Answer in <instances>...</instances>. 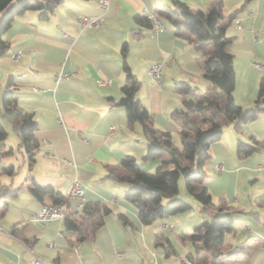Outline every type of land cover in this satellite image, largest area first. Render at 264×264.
Listing matches in <instances>:
<instances>
[{"label":"crops","instance_id":"1","mask_svg":"<svg viewBox=\"0 0 264 264\" xmlns=\"http://www.w3.org/2000/svg\"><path fill=\"white\" fill-rule=\"evenodd\" d=\"M182 1L208 10L215 0ZM166 3L171 0H109L105 9L99 0H61L46 16L35 8L17 15L5 33L10 46L0 56L3 93L12 88L18 105L33 113L38 147L31 158L12 122L8 119L17 137L9 142V131L0 120L7 130L0 140L6 149L0 157V226L5 230L0 233V264H32L33 254L62 264H159L158 246L167 257L175 252L158 235L163 224L173 223L163 219L158 226L156 221L143 224L126 199L132 184L107 176L110 167L123 173L117 166L126 155L140 159L147 151L142 124L129 125L125 107L118 104L126 81L125 62L141 82L137 98L158 128L173 133L177 145L179 121L172 113L181 107V97L175 82L200 80L206 88L211 86L201 72L212 50L210 42L194 43L189 35H177L167 20L165 29L153 35L151 27L135 20L137 14L159 10ZM223 10L236 11L227 28L231 40L226 47L234 56L235 100L248 109L264 75V65L258 62L264 57V0H224ZM83 16L101 22L83 28ZM174 17L183 21L177 13ZM154 62L162 63L160 81L149 73ZM60 73L67 75L58 79ZM0 114L7 118L2 99ZM240 139L257 149L238 156ZM163 156L143 168L152 170ZM218 163L223 169H217ZM204 171L214 203L210 213L225 202L235 210L236 231L227 233L226 241L238 244L253 236L256 244L246 264H264V111L241 129L234 123L225 126L210 146ZM75 178L82 182L84 196L69 200V213L80 214L87 202H102L112 209L102 224L85 220L90 233L82 236L66 230V216L44 223L31 220V213L44 202L53 203L50 196L42 202L32 194L34 182L64 194ZM187 259L189 254L184 264Z\"/></svg>","mask_w":264,"mask_h":264},{"label":"trees","instance_id":"2","mask_svg":"<svg viewBox=\"0 0 264 264\" xmlns=\"http://www.w3.org/2000/svg\"><path fill=\"white\" fill-rule=\"evenodd\" d=\"M61 0H0V56L9 49V42L5 33L11 28L17 15L29 9H40L46 16L52 12ZM224 0H215L208 10L197 11L182 0H171V3L161 4L163 10L155 11L163 19L172 23L179 36L189 35L192 42H211L212 50L202 62V75L211 83L205 92L199 87L185 80L175 82V90L180 94L182 106L173 110V116L179 121L177 131L181 144L174 142L173 133L160 129L155 125V119L149 109L137 98L141 82L125 62L126 81L122 85V96L118 104L126 109L129 125L140 122L147 140V151L142 160L150 161L164 154L156 166L155 171L146 170L141 162L132 155H126L117 168L110 167L107 176L116 177L120 181L132 184L126 193V199L137 209L143 224H150L155 219L165 215L190 210L193 206L184 199H176L165 204V197L174 196L180 191V178L186 182L187 192L198 202L200 210L210 211L214 204L213 197L203 180L204 163L209 157L211 144L218 140L225 126L234 123L241 129L243 125L256 119L264 111V75L259 81V88L254 104L244 109L234 97L236 87V72L233 66V53L227 50V43L231 37L227 35V28L231 24L236 11L224 13ZM182 16L183 21L174 17ZM135 20L143 25L152 27L150 18L145 14H137ZM12 77L9 83L12 84ZM4 116L13 124L14 129L21 136L22 142L33 158L38 147L34 131L37 127L33 113L20 107L14 90L7 88L2 96ZM7 137V130L0 121V140ZM257 149L255 144H248L239 140L237 153L245 157ZM32 194L44 202L46 196L58 203L64 199V194L51 186H42L34 182L30 186ZM45 203V202H44ZM112 209L102 202H87L80 214L66 215V230H76L82 236L89 235V228L85 220L94 218V224H102L103 218ZM235 210L228 203H224L210 219L195 227L190 232L178 233L183 241L189 240L193 251L189 253L192 264H246L256 244L253 236L238 243H226L225 235L235 232L233 213ZM124 222L128 219L123 213L118 214ZM165 246L174 248L170 238ZM175 250V249H174ZM202 252H207L210 259L198 262Z\"/></svg>","mask_w":264,"mask_h":264},{"label":"rangeland","instance_id":"3","mask_svg":"<svg viewBox=\"0 0 264 264\" xmlns=\"http://www.w3.org/2000/svg\"><path fill=\"white\" fill-rule=\"evenodd\" d=\"M160 9L163 10L162 7ZM198 9H199V7L192 8V10H194V11H197ZM260 36L262 37V35H260ZM261 37H257V40L260 39ZM211 45L213 47L212 43H211ZM258 62H260L264 65V57L262 60H260ZM202 84H203V82H201L200 80L196 81V83H193V85H196L200 88V90H199L200 92H205L207 90V88H206V86H204ZM2 93H3V83H2V81H0V102L2 99ZM180 106H182V102H181ZM0 120L3 121L4 126L9 131V137H8L9 142H13V139L17 136H15L16 133L12 129L11 122L8 120V118L2 117L1 114H0ZM8 140H7V144L9 145L11 143H9ZM174 142H175V140H174ZM138 160L141 162V164L150 163V161H152V160L144 161V160H142V157H140V159H138ZM153 162H155V159L153 160ZM155 170H156V166H154L153 169L150 171H155ZM176 199H184V200L188 201L189 203H191V205L193 207L190 210L180 212V213L170 214V215L167 214L164 217H160V218H157L154 220V221H156L154 223V225H156V226H158L159 223H161V221L163 219H167V220H163V221H168L169 223H173V226H175L172 229H164L162 227L158 229V233H159L158 235L161 238V242L163 244H165L167 238H170L173 245H174L173 247H174L175 252H176L175 253L173 250L174 253H171V255L167 257V256H165L166 251L163 249V247L158 246L157 247L158 251H156V253H157L158 257H160V259H161L159 264H184L182 260L184 257H187L188 254L193 251V246L189 240L183 241L180 237L177 236V234L182 233V232H187V233L192 232L195 229V227L202 224L204 221L209 220L210 216H211L210 215L211 214L210 213L211 208H210V211L200 210L197 200L187 192L186 182H185V179L183 177L180 178V191H179V193L174 195V196L165 197L163 202L165 204H169L170 202H172L173 200H176ZM212 212L214 213L215 211H212ZM168 217H170V218L172 217V218L169 220ZM226 243H228V241H226ZM209 259H210L209 254L207 252H202L199 255L197 260H198V262H207Z\"/></svg>","mask_w":264,"mask_h":264},{"label":"built area","instance_id":"4","mask_svg":"<svg viewBox=\"0 0 264 264\" xmlns=\"http://www.w3.org/2000/svg\"><path fill=\"white\" fill-rule=\"evenodd\" d=\"M99 6L106 9L109 6V0H99ZM145 14L151 20V24H152L151 31L153 35H157L159 32L165 29L166 24L156 11H145ZM100 22H101L100 19L89 18L88 16H83L79 18V23L83 28L95 27L99 25ZM14 56L17 57L18 53H15ZM161 69H162L161 62L152 63L149 67V73L151 77L157 81H160L163 78ZM65 75L67 74L60 73V75L58 76V79H61ZM99 82L101 84H105L109 81L99 80ZM5 151L6 149L4 145L0 142V157L3 156ZM216 166H217V169H223V166L220 163H218ZM83 196H84V187L82 185V182L78 178H75L71 182L69 188L64 193V199L62 201L58 203H43L37 210L31 213V220L44 223L47 221H52V220L63 218L69 213V210H68L69 200L72 198H80ZM163 227L166 229H171L173 225L166 223V224H163ZM4 232L5 230L0 226V233H4ZM51 245H53V243H51ZM76 250L79 251V245H76ZM31 263L32 264H62L55 260L53 261L44 260L34 254L31 259ZM186 263L192 264V262L189 259L186 260Z\"/></svg>","mask_w":264,"mask_h":264}]
</instances>
